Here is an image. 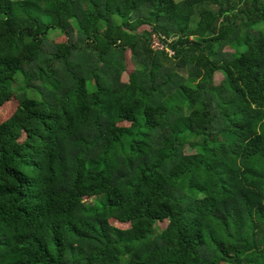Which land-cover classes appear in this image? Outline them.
Masks as SVG:
<instances>
[{"label":"trees","instance_id":"obj_1","mask_svg":"<svg viewBox=\"0 0 264 264\" xmlns=\"http://www.w3.org/2000/svg\"><path fill=\"white\" fill-rule=\"evenodd\" d=\"M0 264H264V0H0Z\"/></svg>","mask_w":264,"mask_h":264},{"label":"rangeland","instance_id":"obj_2","mask_svg":"<svg viewBox=\"0 0 264 264\" xmlns=\"http://www.w3.org/2000/svg\"><path fill=\"white\" fill-rule=\"evenodd\" d=\"M56 34H57V32H55L54 30L50 32V36H49L48 41H47V48H48L49 50L51 49L52 45H54V37L56 36ZM155 43H156V44H157V43H160V41L158 40V38L155 39ZM219 78H220V76L216 73V75H215V81L218 82ZM20 79H21V78H20ZM20 79H17V80L15 81V83L13 84V86L17 88V90H18L19 93H22L23 91H27L28 93H30L31 91L28 90V89H26V88L24 87V85H23V83L20 81ZM186 153H187L188 155H191V154H194L195 151H194V150H191V149L188 148V149L186 150ZM96 201H98V200H95V199L93 200L94 203H95Z\"/></svg>","mask_w":264,"mask_h":264},{"label":"built area","instance_id":"obj_3","mask_svg":"<svg viewBox=\"0 0 264 264\" xmlns=\"http://www.w3.org/2000/svg\"><path fill=\"white\" fill-rule=\"evenodd\" d=\"M157 37H153V40H152V46H153V48L155 49V50H163L164 49V46L161 44V43H155V39H156Z\"/></svg>","mask_w":264,"mask_h":264}]
</instances>
